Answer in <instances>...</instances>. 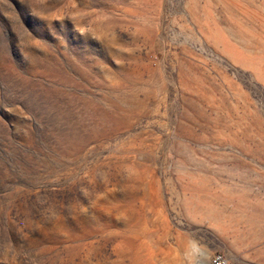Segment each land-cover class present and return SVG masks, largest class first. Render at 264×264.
Listing matches in <instances>:
<instances>
[{"label": "rangeland", "instance_id": "1", "mask_svg": "<svg viewBox=\"0 0 264 264\" xmlns=\"http://www.w3.org/2000/svg\"><path fill=\"white\" fill-rule=\"evenodd\" d=\"M264 264V0H0V264Z\"/></svg>", "mask_w": 264, "mask_h": 264}, {"label": "built area", "instance_id": "2", "mask_svg": "<svg viewBox=\"0 0 264 264\" xmlns=\"http://www.w3.org/2000/svg\"><path fill=\"white\" fill-rule=\"evenodd\" d=\"M210 264H228V261L221 255H215L210 260Z\"/></svg>", "mask_w": 264, "mask_h": 264}]
</instances>
